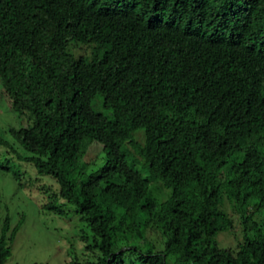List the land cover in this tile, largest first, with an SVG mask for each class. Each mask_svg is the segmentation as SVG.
<instances>
[{"label": "trees", "instance_id": "16d2710c", "mask_svg": "<svg viewBox=\"0 0 264 264\" xmlns=\"http://www.w3.org/2000/svg\"><path fill=\"white\" fill-rule=\"evenodd\" d=\"M0 101L85 226L67 264H264V0H0Z\"/></svg>", "mask_w": 264, "mask_h": 264}, {"label": "rangeland", "instance_id": "374dc122", "mask_svg": "<svg viewBox=\"0 0 264 264\" xmlns=\"http://www.w3.org/2000/svg\"><path fill=\"white\" fill-rule=\"evenodd\" d=\"M101 104L102 98L97 96L92 108L100 111ZM18 120L0 101V133L9 125H18ZM3 137L7 143L0 144V214L10 216L11 226L22 217L11 244V254L4 264H67L82 248L77 233L85 228L84 224L67 203L61 215L44 208L43 204L50 201L62 203L53 197L58 190L56 180L48 174H38L32 164L18 160L16 151L10 148L13 138L7 132ZM140 137L138 134L137 138ZM139 170L146 174L144 169L139 167ZM225 209L233 217L234 228L229 233H218L217 238L223 244L233 245L241 238V223L228 204Z\"/></svg>", "mask_w": 264, "mask_h": 264}]
</instances>
